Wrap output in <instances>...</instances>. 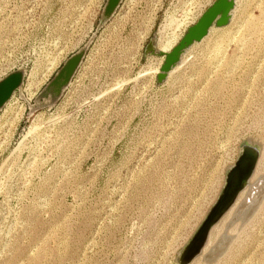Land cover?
Returning <instances> with one entry per match:
<instances>
[{
    "label": "rangeland",
    "instance_id": "1",
    "mask_svg": "<svg viewBox=\"0 0 264 264\" xmlns=\"http://www.w3.org/2000/svg\"><path fill=\"white\" fill-rule=\"evenodd\" d=\"M214 1L123 0L102 24L108 0H0V80L27 73L0 111V264H179L247 140L252 192L191 264H264V0H236L164 84L145 56ZM82 49L62 95L40 98Z\"/></svg>",
    "mask_w": 264,
    "mask_h": 264
},
{
    "label": "water",
    "instance_id": "2",
    "mask_svg": "<svg viewBox=\"0 0 264 264\" xmlns=\"http://www.w3.org/2000/svg\"><path fill=\"white\" fill-rule=\"evenodd\" d=\"M122 1L108 0L103 12L102 24L110 20ZM235 8L236 0H215L201 14L197 22L187 29L186 33L169 52L160 50L158 39L152 38L145 48V56L163 58L160 72L156 76V82L164 84L168 81L170 72L182 63L187 51L195 44L201 43L210 34L213 27L221 29L229 26L232 21V11ZM85 55L86 49L72 55L44 89L40 98L54 103L70 84ZM26 76V71L18 70L0 80V111L12 99L13 95L22 88ZM260 156V145L251 140L242 143L236 162L226 172L225 184L216 203L210 209L192 239L180 251L179 264H191L202 254L212 229L224 218L235 204L240 193L248 186L255 173Z\"/></svg>",
    "mask_w": 264,
    "mask_h": 264
},
{
    "label": "bare ground",
    "instance_id": "3",
    "mask_svg": "<svg viewBox=\"0 0 264 264\" xmlns=\"http://www.w3.org/2000/svg\"><path fill=\"white\" fill-rule=\"evenodd\" d=\"M235 9H236V8H235ZM235 9H234V11H235ZM234 11H232V16H233ZM214 28H215V27H213L212 29H214ZM212 29H211V30H212ZM216 29H217V28H216ZM221 29H223V28H221ZM211 30H210V32H211ZM201 43H202V42H201ZM199 44H200V43H199ZM195 45H196V44H195ZM195 45H194V46H195ZM194 46H193V47H194ZM193 47H192V48H193ZM192 48H190V49H192ZM190 49H189V50H190ZM189 50H188V51H189ZM188 51H187V52H188ZM185 55H186V54H185ZM185 55H184V56H185ZM183 58H184V57H183ZM182 61H183V60H182ZM181 64H182V63H181ZM181 64H180V65H181ZM178 66H179V65H178ZM178 66H177V67H178ZM170 73H171V72H170ZM169 76H170V74H169ZM258 162H259V161H258ZM257 165H258V164H257ZM256 167H257V166H256ZM255 171H256V170H255ZM263 183H264V181H263ZM248 185H250V184H248ZM261 186H262V184H257V185H256V187L258 188V190L261 188ZM250 187H251V188H250V191L252 192L251 189H252L253 186L250 185ZM254 187H255V185H254ZM262 190H263V189H262ZM262 190H261V191H262ZM254 194H255V193H254ZM254 194H252V195L254 196ZM248 196H250V193L248 194ZM255 201H256V200H255ZM254 205H255V202H254ZM250 206H251V208H250ZM250 206H249V208H250L249 211L252 209V206H253V205L250 204ZM242 211H243V210H241V212H242ZM244 212H245V211H244ZM247 212H248V211H247ZM238 215H240V213H239ZM243 216H245V215H243ZM239 217H240V216H239ZM243 219H244V218H243ZM244 221H245V220H244Z\"/></svg>",
    "mask_w": 264,
    "mask_h": 264
}]
</instances>
